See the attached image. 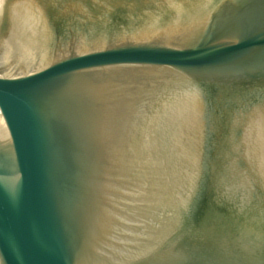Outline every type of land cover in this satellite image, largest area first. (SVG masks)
I'll return each instance as SVG.
<instances>
[{"label":"water","instance_id":"95a60500","mask_svg":"<svg viewBox=\"0 0 264 264\" xmlns=\"http://www.w3.org/2000/svg\"><path fill=\"white\" fill-rule=\"evenodd\" d=\"M83 1L50 26L43 3L6 0L12 70L45 61L51 27L71 36L45 67L0 77V264H264V219L234 195L188 216L211 172L204 86L241 130L228 192L251 198L241 150L264 184V0Z\"/></svg>","mask_w":264,"mask_h":264},{"label":"bare ground","instance_id":"6f19581e","mask_svg":"<svg viewBox=\"0 0 264 264\" xmlns=\"http://www.w3.org/2000/svg\"><path fill=\"white\" fill-rule=\"evenodd\" d=\"M4 23H8L6 0H0V64L7 69H11L9 33L4 39L1 34V29Z\"/></svg>","mask_w":264,"mask_h":264},{"label":"rangeland","instance_id":"374dc122","mask_svg":"<svg viewBox=\"0 0 264 264\" xmlns=\"http://www.w3.org/2000/svg\"><path fill=\"white\" fill-rule=\"evenodd\" d=\"M4 24H5V23H4ZM4 24H3V25H4ZM6 30H7V25L4 26L3 29H2V32H4V34H2V32H1L3 38H6V36H7V35H6L7 33L5 34Z\"/></svg>","mask_w":264,"mask_h":264}]
</instances>
